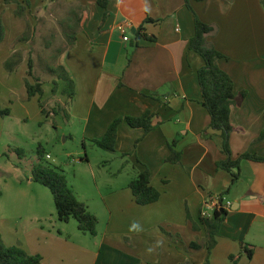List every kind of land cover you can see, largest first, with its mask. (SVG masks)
Masks as SVG:
<instances>
[{"label":"crops","instance_id":"1","mask_svg":"<svg viewBox=\"0 0 264 264\" xmlns=\"http://www.w3.org/2000/svg\"><path fill=\"white\" fill-rule=\"evenodd\" d=\"M98 1H45L57 6L67 2L68 14L76 16L74 43L67 45L69 51L57 61L75 84L70 114L81 124L83 141L93 142L116 119L152 115L157 127L147 134L122 120L115 152L110 154L122 163L117 175L130 169L136 175L147 169L150 185L160 198L139 206L128 188L131 180L118 186L106 183L105 192L95 183L107 217L103 232L98 231V212L91 210L88 198L81 200L77 195L98 219L97 234L92 237L98 242L95 250L75 245L73 236H65L61 229L58 235L41 231L35 242L27 241L14 224L2 222L3 243L39 255L42 264H233L231 257L237 258V264H264L261 162L241 161L239 181L224 198L230 204L228 214L210 252L189 248L196 238L205 237L200 223L204 201L224 193L231 175L216 168L226 155L221 150L220 132L209 129L210 118L201 105L197 72L203 61L188 46L194 35V18L184 0H107L103 22L105 10ZM188 3L200 21L214 28L207 42L226 57L217 65L233 82L231 159L246 153L264 157V141H258L264 130V0ZM6 7L11 14L16 8L0 0V9ZM9 21L16 33L23 31V21ZM123 23L129 27L121 32L118 26ZM137 30L153 40L135 41ZM123 36L129 41L124 42ZM25 58L30 57L25 54ZM171 141H176L181 166L166 161ZM84 158L79 162H88ZM244 248L253 250L251 259Z\"/></svg>","mask_w":264,"mask_h":264},{"label":"rangeland","instance_id":"2","mask_svg":"<svg viewBox=\"0 0 264 264\" xmlns=\"http://www.w3.org/2000/svg\"><path fill=\"white\" fill-rule=\"evenodd\" d=\"M65 3L57 6L44 0H29L28 19L33 30L27 43L21 41L25 23L23 31L16 33L9 21L21 22L14 15L16 8L13 14L8 7L0 9L4 31L0 44V105L10 110L9 116L0 117V223L14 224L22 237L33 242L39 239L41 231L58 235V229H61L65 236H73L75 245L95 250L98 242L89 235L84 236L76 221L61 223L57 220L50 191L32 180V168L39 162L37 150L41 148L50 157L44 162L63 173L75 196L81 200L88 198L91 210L98 212L101 217L98 231L101 233L107 217L98 202L95 183L105 192L106 183L118 186L135 178L131 169L117 175L122 163L97 148L93 141H83L81 124L71 117V108L65 105L63 83L45 69L56 50L63 46L66 52L69 51L66 34L76 32V16L68 14ZM64 22L71 29L67 30ZM17 51L23 53V60L10 74L4 64ZM25 54L30 58L26 59ZM29 60L33 78L42 85V94L32 98H28L25 87V80L32 82L27 74ZM84 156L88 162L80 163Z\"/></svg>","mask_w":264,"mask_h":264},{"label":"trees","instance_id":"3","mask_svg":"<svg viewBox=\"0 0 264 264\" xmlns=\"http://www.w3.org/2000/svg\"><path fill=\"white\" fill-rule=\"evenodd\" d=\"M5 5H15L16 9L14 15L25 23V34L21 41L27 43L30 41V33L33 30L28 19L30 14L29 0H2ZM47 2H58L60 0H44ZM201 1V0H197ZM98 5L102 7L105 12L103 14L102 22L107 17L106 6L107 0H99ZM185 7L192 13L194 18V35L189 40V49L198 55L202 61L203 66L197 72V81L201 92V105L209 115L210 123L209 129L220 132L221 150L226 155V160L216 163V168L228 172L231 175V183L229 188L219 196L218 207L213 211L212 216L208 219L201 218L200 223L205 230V237L203 239L196 238L194 242L190 243L189 248L196 251L210 250L216 244V237L219 230L228 214V209L225 208L224 198L229 194L231 188L239 181V166L241 161L248 160L252 162L264 163V157H259L251 154L240 155L236 160L231 159L229 148V136L233 131L230 124L231 106L235 103V95L233 89V82L231 78L222 71L217 61L226 59V57L212 47L207 42V37L214 31V28L203 23L191 9L188 0H184ZM71 29V28H69ZM3 26L0 18V44L3 41ZM74 32L66 35L67 45L74 43ZM29 35V37H28ZM153 40L137 30L134 39ZM20 41V42H21ZM64 47L55 51L51 57L50 63L45 65L46 71L63 83L62 96L66 99L65 105L73 103L75 98V84L67 72L66 68L57 63L59 57L64 53ZM23 60L22 52H14L4 66L8 73H13ZM53 64L55 67H51ZM28 76L32 78V82L25 80V87L28 98L42 94V85L38 79L33 78L32 62H28ZM53 93L55 90L53 89ZM242 93L241 98L245 97ZM44 113V110L41 109ZM10 115L9 109H3L0 105V117H7ZM124 120L131 129H142L145 134L154 130L157 125L152 124V115L145 113L139 118L126 117L124 119L114 120L105 134L100 140L94 141L93 144L100 150L113 153L115 152V143L117 140V130L119 124ZM258 141H264V130L261 131ZM176 141L168 143L170 155L167 162L173 165L181 166V155L175 151ZM38 163L32 168L33 182L47 188L53 198V203L56 210L57 220L61 223H68L71 220L76 221L78 230L86 235L95 237L97 234L98 219L92 214L87 206L79 201L75 196L73 190L68 185L67 179L63 173L55 168L48 166L45 161V154L41 148L37 150ZM85 161L84 159H81ZM149 171L146 169L140 173H136L129 184L134 201L139 206H147L156 203L160 198V193L150 185ZM213 197V196H211ZM193 231H197L195 224H192ZM244 253L247 258L251 259L253 256L252 249L244 248ZM233 264H237V258L231 257ZM0 264H42V258L39 255H29L19 247H7L0 236Z\"/></svg>","mask_w":264,"mask_h":264},{"label":"built area","instance_id":"4","mask_svg":"<svg viewBox=\"0 0 264 264\" xmlns=\"http://www.w3.org/2000/svg\"><path fill=\"white\" fill-rule=\"evenodd\" d=\"M129 27V23H123L118 26L119 31L123 32L124 29ZM122 40L124 42H128L129 39L127 36H123ZM50 157L47 155L46 159H49ZM218 207V198L216 196L207 198L201 208V218L208 219L212 216L213 211ZM225 208L229 210L230 204L225 203Z\"/></svg>","mask_w":264,"mask_h":264},{"label":"clouds","instance_id":"5","mask_svg":"<svg viewBox=\"0 0 264 264\" xmlns=\"http://www.w3.org/2000/svg\"><path fill=\"white\" fill-rule=\"evenodd\" d=\"M134 227H135V225H134Z\"/></svg>","mask_w":264,"mask_h":264}]
</instances>
